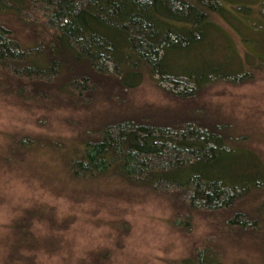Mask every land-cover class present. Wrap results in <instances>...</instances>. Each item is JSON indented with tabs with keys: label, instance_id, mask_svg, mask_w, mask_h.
Segmentation results:
<instances>
[{
	"label": "trees",
	"instance_id": "1",
	"mask_svg": "<svg viewBox=\"0 0 264 264\" xmlns=\"http://www.w3.org/2000/svg\"><path fill=\"white\" fill-rule=\"evenodd\" d=\"M227 2L233 3L234 14ZM256 2L0 0V76L7 78L0 84L6 81L9 92L23 99L87 108L98 94L114 98L117 90L136 87L148 76L159 84L176 82L167 88L170 95L192 99L215 81L241 83L264 67V42L254 33L264 27V0ZM215 33L225 35L223 44L233 50L224 58L218 46L208 52L209 42H218L211 36ZM191 109L185 119L162 124L160 118L137 114L95 124L65 161L69 178L115 177L170 197L178 222L180 215L187 223L208 212L222 215L230 231L259 235L264 230V198L258 199L264 192V158L225 124L197 106ZM32 144L19 139L14 146L22 153ZM46 209L28 212L45 218ZM31 214L14 224L15 242L50 249L53 237L33 234ZM192 248L179 264H223L214 237Z\"/></svg>",
	"mask_w": 264,
	"mask_h": 264
},
{
	"label": "rangeland",
	"instance_id": "2",
	"mask_svg": "<svg viewBox=\"0 0 264 264\" xmlns=\"http://www.w3.org/2000/svg\"><path fill=\"white\" fill-rule=\"evenodd\" d=\"M248 1L258 5L259 0ZM225 7L230 14L236 12L233 3L227 2ZM218 21L233 31L226 21ZM254 33L263 43L264 27ZM211 36L218 42H209L208 52L212 46H218L220 58L233 52L223 44L225 35ZM238 46L243 49L241 44ZM254 74L251 80L241 83L215 81L187 100L167 91L176 82L164 80L161 85L146 76L139 85L123 92L114 85V98L100 93L87 108L23 99L17 92H9L3 81L0 189L17 194L0 196V243L11 250L8 260L19 264H95L101 257L100 264H179V259L191 253L193 244L214 237L223 264H264L263 229L259 235L234 232V228L230 231L224 228L222 215L212 217L208 212H200L187 223L186 216L180 215L178 222L174 201L167 195L115 177L76 182L69 178L65 167L69 155L82 145V138L105 119L137 114L149 120L162 119V124L176 117L185 119L193 106L220 126L225 124L241 144L264 158V67ZM0 77V83L7 79ZM182 87L184 84H180ZM81 93L83 97L86 94ZM19 139L33 144L29 149L22 147L24 152L20 153L14 146ZM262 198L264 192L258 197ZM35 207L47 208L49 218L28 212V208ZM23 214L32 215L30 229L36 237H53V247L34 248L27 242H15L13 226ZM12 242L16 249L11 254Z\"/></svg>",
	"mask_w": 264,
	"mask_h": 264
},
{
	"label": "clouds",
	"instance_id": "3",
	"mask_svg": "<svg viewBox=\"0 0 264 264\" xmlns=\"http://www.w3.org/2000/svg\"><path fill=\"white\" fill-rule=\"evenodd\" d=\"M3 195H12L15 196L17 195L16 193H9L6 190L0 189V196ZM10 248L3 244L0 243V264H19V261H9L8 256L10 255ZM20 256L23 257V251H21Z\"/></svg>",
	"mask_w": 264,
	"mask_h": 264
}]
</instances>
